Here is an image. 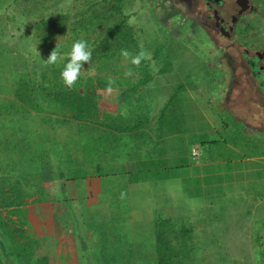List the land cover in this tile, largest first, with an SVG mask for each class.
Returning a JSON list of instances; mask_svg holds the SVG:
<instances>
[{
  "label": "rangeland",
  "instance_id": "obj_1",
  "mask_svg": "<svg viewBox=\"0 0 264 264\" xmlns=\"http://www.w3.org/2000/svg\"><path fill=\"white\" fill-rule=\"evenodd\" d=\"M249 4L253 11L242 15L235 37L239 43L260 47L264 45V0H251ZM177 9L172 0H0V264H25L16 259L20 248L37 254L40 264H129L131 256L135 257L134 264L157 262L153 255L155 227L147 223L127 225L130 237H144L148 252L139 255L134 252L132 238L124 233L127 227L120 229L121 234L109 227L110 219L113 222L121 219L124 208L118 202L112 203L105 193L108 189H101L102 195L90 192L88 201H73L64 185L65 176L77 177L76 170L65 166L67 157L78 160L81 155L85 159L82 151L94 150L96 144L103 146L102 141H95L94 135L99 132L98 127L110 126L109 119L122 113L128 119L134 117L129 114L127 102L132 107L137 104L141 116L150 107L157 111L165 102V96L163 99L160 96L165 87L173 92L175 102L182 99L177 106L182 114L184 107L186 111L198 103L183 102L185 85L181 84H190L194 93L200 94H196L199 106L205 108L203 100L208 96L209 109L221 108L212 119L220 118L231 124L230 128L236 131L235 139L239 137L240 143L244 142L241 148L245 156L264 154V110L260 109V95L252 90V80L239 75L241 71L226 61L223 51L216 50L212 40L221 41L215 31H211L214 38L209 39L190 16H180ZM76 40L88 42L92 57L77 82L67 87L60 76L68 59L63 53ZM55 49L60 56L49 64L46 61ZM122 50L132 56L144 51L149 58L138 66L132 65L121 56ZM167 59L176 65L170 73L179 75L176 78L179 84L174 88L165 83L173 75L165 77L161 73ZM129 71L131 75L127 74ZM209 71L214 82L206 85L205 80L204 85L203 75L206 77ZM145 73L151 78L139 86ZM129 93L127 101L119 99ZM237 102L239 107L244 104L248 108L247 112L243 108L244 114L232 113L235 120L243 123L231 122L223 109ZM194 112L191 109L187 117L196 118L197 123L201 115ZM161 117L164 119V114ZM197 124L200 128L206 126L204 121ZM192 126H187L189 131ZM242 132L262 141H253L252 136L246 135L243 138ZM199 133L201 137L196 140L199 146L216 136L222 139L219 131ZM222 149L219 145L218 154H223ZM93 154L87 152L85 157L93 159ZM84 161L86 167L93 164ZM44 174L62 179L56 186L43 181ZM112 182L118 186L117 180ZM137 192L143 194V189ZM164 193L151 194L149 199L153 201L144 204L147 212L160 201L161 207H176L181 190L176 196ZM98 197L112 208L98 205ZM188 204L191 206L192 202ZM257 212L260 223L258 215L262 211ZM202 214L199 207L196 215L200 218L189 222L182 218L163 226L167 241L175 249L178 246L174 239L180 237L190 240L189 247L200 248L199 252L193 251L192 256L197 258L191 264H257L252 255L262 244L254 240L249 230L244 238L235 225L218 230ZM98 223L103 225L94 226ZM246 224L248 229V220ZM181 227L187 230L184 235L177 232ZM6 229L9 235L3 231ZM116 240L113 250L122 253L115 258L107 257L108 248Z\"/></svg>",
  "mask_w": 264,
  "mask_h": 264
},
{
  "label": "crops",
  "instance_id": "obj_2",
  "mask_svg": "<svg viewBox=\"0 0 264 264\" xmlns=\"http://www.w3.org/2000/svg\"><path fill=\"white\" fill-rule=\"evenodd\" d=\"M172 75V80L165 81L170 88L178 86L179 80L176 78H179V75L170 72L163 74L165 77ZM203 76V84L206 82L205 80H207L206 85L208 82L211 84L213 81L210 79L211 72L209 71L206 77L205 75ZM182 80L183 78L180 77V81ZM181 85H185L183 102L187 104L198 102L193 107L186 111L184 107L181 114L177 106L182 104L180 102L182 99L179 100L177 98L175 102L173 92L166 91L167 88L163 87L160 96L162 99L165 96V102L159 105L157 111H153L150 107L149 110L143 112L144 123L138 130L134 132H117L104 127L108 133L117 137V139L115 138L117 147L111 148L109 145L108 147L99 148L98 144H96L93 159H90L91 157L89 156L85 157L86 154L83 151L82 155H84L85 159H82L81 155H78V160L71 157L67 158L65 166L68 164L73 170L77 171L76 178L71 179L65 176L64 185L65 189L68 190V196H70L68 198L73 201H88L90 197L88 198L87 196L94 192H97V195H102L101 189H108L105 193H108L109 197L112 198V203L118 202L124 208L122 209L121 219L115 222H113V219L109 221V227L117 234H121L120 229L123 226L127 227V225L133 226L140 225L139 223H147L149 226L156 227V225L160 224H172L173 221L177 222L182 220V218L184 220L187 219L189 222L195 218H200L196 215L200 207L204 212L201 215L202 218L206 216L207 223L209 224V221H211V225L214 228L217 227L219 230L220 227H223L224 230V227L235 225V227L239 228L242 238H244L246 232L250 231L252 237L255 236L254 240L260 241L263 245L264 154L257 153L245 156L244 149L241 148L244 142L240 143L239 137L235 139L234 134H236V131L230 128L231 124L220 118L217 120L212 119L213 115L220 113L221 108L209 109L211 100H209L210 97L208 96H206L207 100H203L205 108L199 106V101L196 97V94L199 93L195 94L192 89L193 86L190 84ZM186 89L188 90L186 91ZM214 98L216 99V97ZM244 107L246 108L244 104L242 108L239 107V102H237L234 106L223 109L231 115V122L243 123L240 119L235 120L232 113L237 111L239 114H244ZM238 108H241V110ZM191 109L195 111V114L201 115V120L199 121H204L206 126L200 128L197 124L199 121L195 123L196 118L187 117ZM161 114H164V119ZM168 116L170 120L167 119ZM189 119L191 121H188ZM171 122L177 127H168L171 132L159 136L157 131L166 128L163 127V124ZM191 123L193 126L190 125ZM187 126H192V129L189 131ZM98 128L105 131L102 127ZM259 128L261 129V125H259ZM199 131L203 134L207 131L212 133L219 131L222 139L216 136L211 141L214 142V145L205 144L204 146H199L197 144L198 141H196L201 137ZM242 133L243 138L246 135L252 136L249 138L253 141H262L261 138H256L250 133ZM258 133L260 132L258 131ZM188 135L189 138L187 137ZM182 136L185 138L179 139ZM219 145L223 146L224 152H229L231 155L224 154V152L223 154H218L216 149ZM183 149L185 150L182 151ZM82 160L93 161V164L88 165L89 169H87L86 164ZM61 179L51 176L47 182L55 183L56 185L57 181H61ZM113 179L117 180L118 186L113 185L115 184L112 182ZM61 184L63 183L61 182ZM138 189H143V194L137 192ZM165 190L168 192L164 193ZM179 190L182 193L174 204L176 207L172 205L171 207H161L162 202L160 201L159 205H152V209L148 212L144 208V204H149L153 201L149 199V197L152 199L151 194H155V192L160 194L169 193V195L176 196ZM189 201L192 202L191 206L188 204ZM99 203L107 204L110 209L112 208L109 203H104V200L98 197V205ZM206 210L207 213L205 214ZM260 210L262 212L258 217L261 221L258 223L256 216L259 213H256V211ZM247 220L248 229H246ZM102 225L99 223L94 224L96 227H101ZM153 232H155V228ZM129 238H132L133 245H138L135 236H129ZM112 241L113 237L110 239V243ZM116 243L117 240L108 248V253L114 257L122 253H119V250L114 251L113 246Z\"/></svg>",
  "mask_w": 264,
  "mask_h": 264
},
{
  "label": "trees",
  "instance_id": "obj_3",
  "mask_svg": "<svg viewBox=\"0 0 264 264\" xmlns=\"http://www.w3.org/2000/svg\"><path fill=\"white\" fill-rule=\"evenodd\" d=\"M173 1H174V6L181 8L183 10L182 12L187 11V8H188L187 6L189 3L188 0H173ZM136 50L137 49H134L133 51L136 52ZM163 64H164V66L161 69L162 74H167V73L173 71V66H174L173 64L174 63L172 61L167 59L166 62ZM149 78H151L150 75L145 73L142 76V79L139 80L138 85L139 86L145 85L147 83V81L149 80ZM128 91H134V90L128 89ZM130 96H131V94L129 93V94L123 95L119 99L127 101L126 98L127 99L130 98ZM128 104L129 103L127 102L126 107L129 110V114H132L131 116H134V117H131L128 119L122 113V114L118 115L119 117L115 116V117L109 119V121H111V122H109L110 126H108L109 130L117 131V132H134V131L138 130L141 127V125L144 123L143 115L141 116L137 112V109H136L137 104L134 103L133 107L129 106ZM118 107H121V106H118ZM169 112H171V110H169ZM229 116L231 117V115H229ZM231 119H232V117H231ZM163 127H166V128L160 129L157 131L159 136H162L163 134L170 133L171 131H170V129H168V127L171 128V127H177V126L174 125L173 122H171V123H168V125H166L164 123ZM115 138L117 139L116 136H113L111 133H108L107 130L104 131L101 129L99 130L98 133H96L94 135L95 141L100 140V141H102V145H104V146L98 145L99 148L100 147H108L109 145L111 146V148L117 147V145L115 143L116 142ZM205 144H214V142L203 143V144L201 143L200 146H202V145L204 146ZM94 151H95V149L94 150L86 149L83 152L86 154L87 152L93 153ZM67 158H69V157H67ZM73 176H75V175L73 174ZM50 177L51 176H48V175L46 176L44 174L43 177H41V178L43 181H49ZM58 200H60V199H58ZM163 226H164L163 224L156 225L155 232H153V243L155 245L154 250L156 252L153 255L155 258H157V262L155 264H191V263H193V259H196L197 257L192 256V253H193V251L199 252L200 248L197 247L196 249H193V247L192 248H191V246L189 247L188 242H190V240L188 238L182 239V237H180L177 240L174 239L175 243L177 244V245L175 244V246H178V249H175L173 247V245L167 241V237L165 236ZM183 227L180 228V231H177L178 234L181 233V235H184V233L187 232L186 228L183 229ZM1 228H2V225H1ZM3 231L5 232L6 235H9L7 229H6V231L5 230H3ZM124 233H126L127 236H129V231L126 230ZM9 238H10L11 243L15 244L13 238L11 236H9ZM135 240L138 241V245L136 244L137 247L134 250V252H139V255L147 254L148 250L146 249V245L144 244V242H145L144 237L142 235H140V236L136 235ZM187 243H188V245H187ZM129 245H131V244H129ZM84 247H86V246H84ZM97 251H98V249H97ZM139 255H137V256H139ZM153 255H152L151 259H153ZM110 256H107V257H110ZM252 256L255 258V261L257 262V264H261L262 261L264 262V243L262 245V248L257 250V252H255ZM111 257L115 258L114 256H111ZM133 258H135V257L131 256L129 258L130 260H128L127 263L134 264ZM16 259L21 261V262H24L25 264H40L39 260H41V258L37 254L33 253L29 249H23V248H20L18 250V253H16ZM142 260H145L144 256H143ZM41 264H43V263L41 262ZM113 264H118V263L116 262Z\"/></svg>",
  "mask_w": 264,
  "mask_h": 264
},
{
  "label": "flooded vegetation",
  "instance_id": "obj_4",
  "mask_svg": "<svg viewBox=\"0 0 264 264\" xmlns=\"http://www.w3.org/2000/svg\"><path fill=\"white\" fill-rule=\"evenodd\" d=\"M250 1L248 0V10L243 14H239L240 7L237 0H188L186 12L176 7L180 16H190V19L199 25L204 36L213 39L211 31H215L221 43L214 38L215 42L212 40V44L215 45L217 51H223L224 58L231 63L230 65L233 64L236 70L241 71L239 75L252 80L254 85L252 90L260 95V109L264 110V45L249 46L239 43L235 37L237 23L242 15L253 11L249 4Z\"/></svg>",
  "mask_w": 264,
  "mask_h": 264
},
{
  "label": "clouds",
  "instance_id": "obj_5",
  "mask_svg": "<svg viewBox=\"0 0 264 264\" xmlns=\"http://www.w3.org/2000/svg\"><path fill=\"white\" fill-rule=\"evenodd\" d=\"M68 59L64 63L63 69L60 73L61 80L67 87H72L81 75L84 65L88 64L92 57V51L88 47V42L86 40H76L72 43L70 50L63 53ZM60 56V53L55 49L50 57L47 59V63H55ZM121 56L125 61L130 62L132 65H140L142 60L148 59L149 54L140 51L137 55L132 56L127 50L121 51ZM131 75V71L127 73Z\"/></svg>",
  "mask_w": 264,
  "mask_h": 264
},
{
  "label": "water",
  "instance_id": "obj_6",
  "mask_svg": "<svg viewBox=\"0 0 264 264\" xmlns=\"http://www.w3.org/2000/svg\"><path fill=\"white\" fill-rule=\"evenodd\" d=\"M214 1H219V0H214ZM237 4L240 7L239 14H243L249 8L248 0H237Z\"/></svg>",
  "mask_w": 264,
  "mask_h": 264
}]
</instances>
